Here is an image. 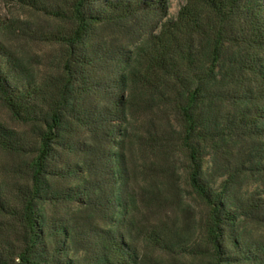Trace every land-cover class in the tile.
<instances>
[{"label": "trees", "instance_id": "trees-1", "mask_svg": "<svg viewBox=\"0 0 264 264\" xmlns=\"http://www.w3.org/2000/svg\"><path fill=\"white\" fill-rule=\"evenodd\" d=\"M0 105V264H264V0H0Z\"/></svg>", "mask_w": 264, "mask_h": 264}, {"label": "rangeland", "instance_id": "rangeland-1", "mask_svg": "<svg viewBox=\"0 0 264 264\" xmlns=\"http://www.w3.org/2000/svg\"><path fill=\"white\" fill-rule=\"evenodd\" d=\"M185 0H170V14L171 16H176V14L178 13L179 9L184 5ZM0 118L8 120V113L6 112V110L4 109V107H2L0 105ZM1 154H0V159H1ZM253 230L256 232H263L261 228L258 227H253Z\"/></svg>", "mask_w": 264, "mask_h": 264}]
</instances>
